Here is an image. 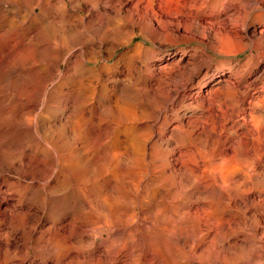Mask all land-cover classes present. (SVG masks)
I'll use <instances>...</instances> for the list:
<instances>
[{
	"label": "rangeland",
	"instance_id": "obj_1",
	"mask_svg": "<svg viewBox=\"0 0 264 264\" xmlns=\"http://www.w3.org/2000/svg\"><path fill=\"white\" fill-rule=\"evenodd\" d=\"M3 1L0 50L15 46L0 62V264L66 259L79 251L80 228L98 224L109 205L126 229L103 226L96 242L101 251L123 246L127 261L134 252L151 254L153 264H264V0ZM36 106L27 112L32 128L16 124ZM127 109L131 116L122 115ZM136 136L148 140L145 150L125 151ZM69 154L79 163L75 175ZM16 158L24 162L14 167ZM210 163L234 187L205 191L207 178L218 176ZM155 208L178 218V234L168 232L172 223H147Z\"/></svg>",
	"mask_w": 264,
	"mask_h": 264
},
{
	"label": "bare ground",
	"instance_id": "obj_2",
	"mask_svg": "<svg viewBox=\"0 0 264 264\" xmlns=\"http://www.w3.org/2000/svg\"><path fill=\"white\" fill-rule=\"evenodd\" d=\"M1 1V0H0ZM6 1V0H5ZM72 1V0H71ZM74 1V0H73ZM150 1V0H149ZM4 1L2 0V3H3ZM76 2H77V6H79V4H80V1L79 0H76ZM86 2V1H85ZM101 2V1H100ZM64 3V2H63ZM138 3V2H137ZM136 2L134 3V5L135 4H137ZM1 4V3H0ZM85 4V3H84ZM101 4V3H100ZM3 5H5V4H3ZM102 5H103V3H102ZM133 5V6H134ZM83 6V5H82ZM91 6V5H90ZM89 6V7H90ZM101 6V5H100ZM85 7H86V5H85ZM135 7V6H134ZM83 8V7H82ZM93 8V7H92ZM92 8H90V9H86V12L85 13H87V12H90L91 10H92ZM95 9V8H94ZM94 9H93V11H94ZM92 11V12H93ZM97 10H95L94 11V13L96 12ZM102 11V10H101ZM90 15V14H89ZM92 16V15H91ZM131 23V22H130ZM50 30V29H49ZM79 31H81V30H79ZM77 32V31H76ZM41 33V32H40ZM49 34H50V32H48ZM80 33V32H79ZM79 33H74V34H79ZM43 34V33H42ZM45 34V33H44ZM73 34V36H75ZM0 35H3V34H0ZM62 35H63V33H62ZM71 35V34H70ZM130 35V34H129ZM7 36V35H6ZM37 36V35H36ZM42 36V35H41ZM40 36V37H41ZM51 36H52V34H51ZM66 36V35H65ZM1 37V36H0ZM46 37H47V35H46ZM59 37H61V36H59ZM76 37V36H75ZM29 38V37H28ZM34 38V37H33ZM69 38V37H68ZM67 38V39H68ZM38 39V38H37ZM77 39H79V38H77ZM51 40V39H50ZM65 40H66V38H65ZM3 41H4V39H3ZM15 41V40H14ZM18 41V40H17ZM64 41V40H63ZM78 41V40H77ZM1 42V41H0ZM6 42V41H5ZM7 42H9V41H7ZM37 42V41H36ZM59 42V41H58ZM65 42V41H64ZM16 43V42H15ZM14 43V44H15ZM20 43V42H19ZM19 43H16V45H19ZM30 43V42H29ZM59 43H61V42H59ZM68 43V42H67ZM1 44H3V43H1ZM12 44V43H11ZM71 44V43H70ZM72 44H73V42H72ZM4 45V44H3ZM6 45H7V43H6ZM5 45V46H6ZM8 45H9V43H8ZM13 45V44H12ZM12 45H10V47L9 48H7V46L5 47V49H2V47H1V50L3 51H1L0 52V62L2 61V59H5V56H7V54H10V53H12L10 50H12L11 48H13L14 46H12ZM61 45V44H60ZM21 46V45H20ZM32 46V45H31ZM75 46V45H74ZM4 48V47H3ZM20 48V47H19ZM28 48V47H27ZM15 49L16 48H14V51H15ZM16 51H18V49L16 50ZM45 51V50H44ZM71 51V50H70ZM22 52V51H21ZM31 52V51H30ZM16 53V52H15ZM20 53V52H19ZM32 53V52H31ZM30 53V54H31ZM40 53V52H39ZM16 55H18V53H16ZM35 55H36V53H35ZM65 55V54H64ZM66 56V55H65ZM69 56V55H68ZM28 57H29V55H28ZM33 57V56H32ZM67 57V56H66ZM20 58V57H19ZM32 59V58H31ZM58 59V58H57ZM7 60H8V58H7ZM14 61V60H13ZM12 61V62H13ZM34 61V60H33ZM37 61V60H36ZM40 61V60H39ZM5 62H7V61H5ZM29 62V61H28ZM38 62V61H37ZM47 62V61H46ZM60 62V61H59ZM9 63V62H8ZM12 64V63H11ZM20 64V63H19ZM174 64V63H173ZM1 66V65H0ZM3 66V65H2ZM7 66V65H6ZM12 66V65H11ZM14 66V65H13ZM67 66V65H66ZM175 66V65H174ZM15 67H16V65H15ZM51 67V66H50ZM9 68V67H8ZM41 68V67H40ZM10 69V68H9ZM15 69V68H14ZM5 70V69H4ZM5 71H7V68H6V70ZM18 71V70H17ZM6 73V72H5ZM8 73V72H7ZM15 74V73H14ZM66 74V73H65ZM71 74V73H70ZM5 75V74H4ZM3 78H5V77H3ZM33 78V77H32ZM222 78V77H221ZM220 78V79H221ZM38 79V78H37ZM36 82H37V80H35ZM222 81H225L224 79L222 80ZM2 83H3V81H2ZM31 83V82H30ZM29 83V84H30ZM28 84V85H29ZM28 85H25V87L27 86V87H29ZM33 85H35V84H33ZM38 85V84H37ZM129 85V84H128ZM40 86V85H39ZM39 86H37V89H38V87ZM24 87V88H25ZM34 87V86H33ZM36 87V86H35ZM128 87V86H127ZM31 88V87H30ZM34 89V88H33ZM31 90V89H30ZM141 90H142V88H141ZM24 91H27V89L26 90H24ZM37 91V90H36ZM148 91V90H147ZM20 92V90L18 91V93ZM138 92V91H137ZM28 93H29V91H28ZM36 93V92H35ZM16 94H17V92H16ZM22 94V93H21ZM21 94H20V96H21ZM31 94H32V92H31ZM31 94H30V96H31ZM125 94V93H124ZM11 95V94H10ZM9 95V96H10ZM13 95V94H12ZM15 95V94H14ZM13 95V96H14ZM33 95V97L35 96L34 95V93L32 94ZM143 95V94H142ZM18 96V95H17ZM20 96H18L19 98H20ZM29 96V97H30ZM124 96V95H123ZM11 97V96H10ZM32 97V96H31ZM36 97V96H35ZM34 97V98H35ZM37 97H39V95L37 96ZM125 97V96H124ZM24 98V97H23ZM26 98V97H25ZM24 98V99H25ZM27 98H28V96H27ZM44 98V97H43ZM147 98V97H146ZM16 100H17V98H15ZM28 99H30V98H28ZM33 99V98H32ZM39 99H41V98H39ZM3 100V99H2ZM31 100V99H30ZM43 100V99H42ZM15 101V100H14ZM18 101V100H17ZM28 101V100H27ZM0 102H1V100H0ZM20 102V101H19ZM81 102V101H80ZM126 103V102H125ZM39 104V103H38ZM129 104V103H128ZM83 105V104H82ZM124 105H126V104H124ZM39 107V106H38ZM120 108H121V106H120ZM124 108V107H123ZM122 108V109H123ZM165 108V107H164ZM25 109V108H24ZM28 109V108H27ZM34 109H36L37 110V106L35 107V108H31V109H29V110H27V111H25L23 114H20L19 116L17 115V117L16 118H18V123H16V124H19V126H24V128L25 129H27L28 127L29 128H32V126H34L33 125V121L31 122V120L29 121V116H28V114H27V112L28 113H30V112H32ZM131 109V108H130ZM130 109H127V110H122L121 112H122V115H124V116H131L132 115V112L130 111ZM133 109V108H132ZM121 110V109H120ZM161 110V109H160ZM7 111V110H6ZM139 111V110H138ZM39 112V111H38ZM37 112V113H38ZM79 112V111H78ZM82 112V111H81ZM101 112V111H100ZM118 112V111H117ZM8 113V112H7ZM12 113V112H11ZM26 113V114H25ZM33 113V112H32ZM35 113V112H34ZM136 113V112H135ZM157 113V112H156ZM159 113H161V112H159ZM158 113V114H159ZM3 114H4V112H3ZM3 114H2V116H3ZM78 114V113H77ZM138 114V113H137ZM12 115V114H11ZM121 115V114H120ZM154 115V114H153ZM1 116V115H0ZM10 116V115H9ZM87 116V115H86ZM156 116V115H155ZM6 117H7V114H6ZM35 117H36V115H35ZM39 117V116H38ZM68 117V116H67ZM84 117V116H83ZM157 117H159V116H157ZM1 118V117H0ZM4 119V118H3ZM9 119H10V117H9ZM121 119H123V118H121ZM156 119V118H155ZM14 120V119H13ZM16 120V119H15ZM2 121V120H1ZM0 121V122H1ZM4 121H6V119H4ZM8 121V120H7ZM40 121V120H39ZM104 121V120H103ZM112 121V120H111ZM129 121V120H128ZM127 121V122H128ZM60 122V121H59ZM110 122V121H109ZM121 122V121H120ZM132 123H133V121H131ZM135 122V121H134ZM2 123V122H1ZM0 123V124H1ZM11 123V122H10ZM38 123V122H37ZM40 123V122H39ZM49 123V122H48ZM137 123V122H136ZM13 124H14V121H13ZM15 124V125H16ZM65 124V123H64ZM82 124V123H81ZM81 124H80V127H78V128H81ZM152 124V123H151ZM14 125V126H15ZM66 125V124H65ZM146 126V125H145ZM151 126V125H150ZM130 127H132V126H130ZM152 127V126H151ZM150 127V128H151ZM174 127V126H173ZM201 127V126H200ZM28 128V129H29ZM147 128V127H146ZM43 129V128H42ZM81 129H83V128H81ZM31 131L33 132V130L31 129ZM83 131V130H82ZM256 131V130H255ZM26 132V131H25ZM24 132V133H25ZM23 133V132H22ZM62 134V133H61ZM78 134V133H77ZM86 134V132H84V135ZM142 134V133H141ZM42 135V134H41ZM40 136V135H39ZM44 136V135H43ZM50 136V135H49ZM58 136V135H57ZM62 136V135H61ZM77 136V135H76ZM80 136V135H79ZM141 136V135H140ZM36 137V136H35ZM46 137V136H45ZM64 137V136H63ZM73 137V136H72ZM78 137V136H77ZM143 136H141V138H142ZM257 137H260V135H257L256 136V138ZM263 137V136H262ZM36 138H38V137H36ZM90 138H91V136H90ZM141 138H139V136H136V137H134V139H133V141L128 145V146H124L125 147V151L126 150H129V148H131L132 150H135V148L136 149H140L141 147L143 148V146L145 145V143L146 142H144V141H146L147 139H145V136H144V138L141 140ZM148 138V137H147ZM72 139V138H71ZM95 140V139H94ZM99 140H100V138H99ZM148 141V140H147ZM255 141V140H254ZM21 142V141H20ZM72 142V141H71ZM81 142V141H80ZM85 142H87V141H85ZM89 142V141H88ZM33 143V142H32ZM73 143V142H72ZM149 143V142H148ZM209 142H207V143H205V144H203L202 143V145H206V144H208ZM212 143H214V142H212ZM77 144V143H76ZM82 144V143H81ZM23 145H25V144H23ZM146 145H148V144H146ZM196 145V144H195ZM197 145H198V143H197ZM200 145V144H199ZM202 145H200L201 147H202ZM212 145H214V144H212ZM26 146V145H25ZM45 146V145H44ZM105 146V145H104ZM46 147V146H45ZM206 147H209V146H205V148ZM217 147V146H216ZM215 147V148H216ZM18 148V147H17ZM127 148V149H126ZM146 148V147H145ZM150 148L152 149V146H150ZM199 148V147H198ZM250 148V147H249ZM48 149V148H47ZM85 149V148H84ZM144 149V148H143ZM207 149V148H206ZM217 149V148H216ZM16 150V149H15ZM19 150V149H18ZM77 150V149H76ZM145 150V149H144ZM204 150V148L203 149H201V152ZM218 150H220V149H217L216 151H218ZM224 150V149H223ZM244 150H245V148H244ZM53 151V150H52ZM81 151V150H80ZM100 151V150H99ZM103 151V150H102ZM187 151H189V152H191L192 151V153H193V151H195V149L194 150H192V149H189V150H187ZM214 152H216L215 150H213ZM213 151H212V153H213ZM257 151V150H256ZM20 152V151H19ZM142 152V151H141ZM20 153H23V151L22 152H20ZM67 152H65V154H66ZM79 153H82V152H79ZM124 153V152H123ZM135 153V152H134ZM146 153H148L147 155L149 156V149H148V152L146 151ZM178 153H181V152H179L178 151ZM192 153H191V155H192ZM204 153V152H203ZM219 153H221V150H220V152ZM256 153V152H255ZM73 154V153H72ZM76 154V153H75ZM82 154H84V153H82ZM122 154V153H121ZM131 154V153H130ZM182 154H183V152H182ZM182 154H179L180 156H182ZM184 154L186 155V154H188V152H184ZM184 154H183V157H186V156H184ZM194 154V153H193ZM206 154V153H205ZM204 154V155H205ZM217 154V153H216ZM245 154H247V151L245 152ZM64 155V154H63ZM116 155L117 154H114V155H111L110 156V158H113L114 160H113V163H114V161H115V158H116ZM144 155V154H143ZM143 155H142V157H143ZM191 155H190V157H191ZM195 155H197L198 156V154H195ZM244 155V154H243ZM242 155V156H243ZM8 156V155H7ZM6 156V157H7ZM19 156H21L20 154L18 155V157ZM76 156V155H75ZM103 156V155H102ZM109 156V155H108ZM152 156V155H151ZM154 156V155H153ZM179 156V157H180ZM187 156H189V154L187 155ZM193 156V155H192ZM206 156H210V153H209V155H208V152H207V155ZM215 157H216V155H214ZM237 156V155H236ZM247 157H248V155H246ZM10 157V156H9ZM24 157V156H23ZM127 157V156H126ZM130 157H131V155H130ZM182 157V158H183ZM189 157V159H191L190 161H192L193 159L192 158H194V157H191L190 158ZM226 157H227V155H226ZM247 157H245V158H247ZM66 158H68V160L66 159V163L68 164V167H67V171H69V173L70 174H72V175H75V172H77V169H79V163H78V161H77V158H75L74 157V155H72V156H70V154H69V157L67 156ZM102 158V157H101ZM109 158V159H110ZM129 158V157H128ZM154 158V157H153ZM157 158V157H156ZM195 158H197V157H195ZM211 159H212V157H210ZM209 158V159H210ZM214 158V157H213ZM229 158V157H228ZM237 158V157H236ZM10 159V158H9ZM40 159V158H39ZM50 159V158H49ZM60 159V158H59ZM84 159V158H83ZM120 159V158H119ZM145 159H149V157H146ZM152 159V157L150 158V160ZM206 159H207V157H206ZM209 159H208V161H209ZM210 159V160H211ZM235 159V158H234ZM242 159H244V158H242ZM8 160V159H7ZM11 160V159H10ZM25 160V159H24ZM27 160V159H26ZM51 160V159H50ZM105 160H106V158H105ZM117 160V159H116ZM121 160H124V159H121ZM134 160V159H133ZM153 160V159H152ZM152 160H151V163H152ZM183 160H185V159H183ZM187 160V159H186ZM198 160H199V158H198ZM198 160L196 161L195 159H194V162H198ZM214 160V159H213ZM222 161H223V159H221ZM228 160V159H227ZM229 160H231V159H229ZM247 160V159H246ZM246 160H245V162H246ZM39 160H37V162H38ZM89 161V160H88ZM93 161V160H92ZM154 161V160H153ZM162 161H165V160H162ZM200 161L201 160H199V163H200ZM212 161V160H211ZM211 161H209V162H211ZM215 161V160H214ZM220 161V160H219ZM247 161H249V160H247ZM8 162V161H7ZM18 162V163H17ZM22 163V162H24L23 161V159L22 158H16L15 160H13V162L12 161H10L9 162V164H11L12 166H16L17 164H19V163ZM27 162V161H26ZM40 163H42L41 162V160L39 161ZM112 162V161H111ZM119 162V161H118ZM123 162V161H122ZM178 162H181L182 163V160L181 161H178ZM188 162V161H187ZM194 162L192 163L193 165H195L194 164ZM228 162H230V161H228ZM236 162V161H235ZM242 161H240V163H241ZM17 163V164H16ZM29 163V162H28ZM94 163V162H93ZM109 163H110V160H109ZM120 163V162H119ZM176 163V162H175ZM180 163V164H181ZM185 163V162H184ZM198 163V164H199ZM217 163H218V161H217ZM221 163V162H220ZM225 164L227 163L226 161L224 162ZM232 164L234 163V162H231ZM230 163V164H231ZM243 163H244V161H243ZM248 163V162H247ZM247 163H246V165H247ZM7 164V163H6ZM26 164V163H25ZM24 164V165H25ZM44 164V163H43ZM84 164V163H83ZM112 164V163H111ZM117 164V163H116ZM150 164V163H149ZM154 163H152V165H153ZM168 164H169V161H168ZM171 164V163H170ZM183 164V163H182ZM187 164V163H186ZM200 164H202V163H200ZM199 164V165H200ZM208 164V163H207ZM242 164V163H241ZM241 164H240V166H238L239 168H242L241 167ZM23 165V166H24ZM35 165H36V163H35ZM47 165V164H46ZM52 165V164H51ZM159 165H161V164H159ZM175 165V164H174ZM197 165V164H196ZM199 165H198V167H199ZM210 165H212L213 167H217L216 168V171H214V169H212L211 171L213 172V173H218V176L220 177V178H216V177H218V176H216V177H214V175H217V174H214V175H211V176H209L208 177V170H206L207 171V176L206 177H208L207 178V180H206V183H205V185H202V186H205L206 188H208V189H206L205 188V191H208V192H210L211 194L212 193H214V192H216V194L217 193H222V189L221 188H223L222 186H223V184H224V186H225V184H229V182H227V183H225V182H223V181H226L224 178V173H223V177H222V174H221V172H220V169L218 168V164H216V163H210L209 165H207V166H210ZM222 165H224L223 163H222ZM227 165V167H229L228 165V163L226 164ZM225 165V166H226ZM246 165H244L243 164V166H245L246 167V170H247V166ZM19 167L21 166V164L20 165H18ZM18 166H17V169H18ZM25 166H27V165H25ZM34 166V165H33ZM58 166V165H57ZM154 166V165H153ZM158 165H156V167H157ZM173 166V165H172ZM184 166H187V165H183V167ZM188 166H190V165H188ZM202 166H204V164H202ZM220 166V165H219ZM42 167V166H41ZM108 167V166H107ZM146 167V166H145ZM155 167V168H156ZM175 167V166H174ZM191 167V166H190ZM194 167H196V166H194ZM198 167H196V168H198ZM211 167V166H210ZM213 167H211V168H213ZM234 167V166H233ZM9 168V167H8ZM45 168V167H44ZM92 168V167H91ZM121 168V167H120ZM167 169H169L168 167H166ZM185 168H187V167H185ZM200 169L202 168V167H199ZM197 169V171L198 170H200V169ZM210 168V169H211ZM236 168V167H235ZM244 168V167H243ZM242 168V169H243ZM12 169V168H11ZM22 169V168H21ZM37 169V168H36ZM86 169V168H85ZM97 169V168H96ZM99 169V168H98ZM166 169V170H167ZM195 169V168H194ZM193 169V170H194ZM223 169H224V167H223ZM237 169V168H236ZM42 170V169H41ZM63 170V169H62ZM118 170V169H117ZM189 170V169H188ZM239 170V169H238ZM241 170V169H240ZM239 170V171H240ZM244 170H245V168H244ZM244 170H241L242 172L244 171ZM22 171V170H21ZM35 171H37V170H35ZM98 171V170H97ZM121 171V170H120ZM173 171V170H172ZM186 171V170H185ZM196 171V172H197ZM201 171V170H200ZM226 170H224V172H225ZM16 172V171H15ZM39 172V171H38ZM53 172V171H52ZM63 172V171H62ZM191 172H192V170H191ZM195 172V171H194ZM199 172V171H198ZM222 172H223V170H222ZM227 172V171H226ZM238 172V171H237ZM248 172V171H247ZM17 173V172H16ZM34 173V172H33ZM133 173V172H132ZM37 174V173H36ZM55 174H57L58 175V173H55ZM160 174V173H159ZM183 174V173H182ZM197 174H200V173H197ZM205 174V175H206ZM227 174V173H226ZM235 174V173H234ZM233 174V175H234ZM241 174V173H240ZM129 175V174H128ZM127 175V176H128ZM132 175H134V174H132ZM161 175V174H160ZM31 176V175H30ZM34 176H38V175H35V173H34ZM79 176V175H78ZM104 176V175H103ZM130 176V175H129ZM203 176V175H202ZM114 177H116V176H114ZM134 177V176H133ZM165 177H166V175H165ZM187 177V176H186ZM198 177H200V176H198ZM197 177V180H198V182H201V180L203 181V178L202 179H200V178H198ZM206 177L204 178V179H206ZM233 177V176H232ZM35 178V177H34ZM37 178V177H36ZM35 178V179H36ZM40 178V177H39ZM42 178V177H41ZM57 178V177H56ZM70 178V177H69ZM48 179V178H47ZM58 179V178H57ZM66 179V178H65ZM164 179V178H163ZM199 179H200V181H199ZM60 180V179H59ZM139 180V179H138ZM162 180V179H161ZM196 180V181H197ZM217 180V181H216ZM220 180V183L218 182ZM230 180V179H229ZM43 181V180H42ZM232 181V180H231ZM172 182V181H171ZM205 182V181H204ZM218 182V183H217ZM222 182H223V184H222ZM233 182V181H232ZM231 182V187H234V186H232L233 185V183H235V182H233L232 183ZM242 182H245L244 180L242 181ZM167 183H168V180H167ZM170 183V182H169ZM168 183V184H169ZM202 183V182H201ZM121 184V183H120ZM119 184V185H120ZM166 184V183H165ZM171 184H173V183H171ZM171 184H169V186L171 187V186H173V185H171ZM198 184H200V183H198ZM204 184V183H203ZM227 184V185H228ZM241 184V183H240ZM177 185V184H176ZM222 185V186H221ZM230 185V184H229ZM228 185V186H229ZM195 186V185H194ZM199 186V185H198ZM201 186V185H200ZM221 186V187H220ZM228 186H225V187H227L228 188ZM5 187H6V185H5ZM164 187V186H163ZM230 186H229V188H231ZM239 187V186H238ZM243 187V186H242ZM122 188V187H121ZM130 188V187H129ZM144 188V187H143ZM172 188V187H171ZM170 188V194H173L172 193V189ZM176 188V187H175ZM203 188V190H204V187H202ZM237 188V187H236ZM240 188V187H239ZM6 189V188H5ZM134 189V188H133ZM141 189V188H140ZM181 189V188H180ZM183 189V188H182ZM197 189V188H196ZM224 189V188H223ZM198 190V189H197ZM232 190V189H231ZM243 190H244V187H243ZM4 191V190H3ZM144 191V190H143ZM147 191V190H146ZM1 192V191H0ZM82 192V191H81ZM101 192V191H100ZM140 192V191H139ZM150 192V191H149ZM166 192L167 191H165V194L164 195H168L169 193H167L166 194ZM176 192V191H175ZM174 192V193H175ZM202 192V191H201ZM201 192L199 193V194H201ZM5 193V192H4ZM148 193V192H147ZM224 193V192H223ZM242 193H245L246 194V192H242ZM181 194H182V192H181ZM202 194H203V192H202ZM4 195V194H3ZM175 195V194H174ZM174 195H172V196H174ZM146 196V195H145ZM161 196V195H160ZM159 196V197H160ZM201 196V195H200ZM215 196V195H214ZM221 196V195H220ZM224 196V195H223ZM235 196V195H234ZM6 196H4V198H5ZM60 197V196H59ZM78 197V196H77ZM117 197H118V195H117ZM149 197V196H148ZM176 197H177V199H176ZM204 197V196H203ZM116 198V197H115ZM132 198V197H131ZM172 198V197H171ZM220 198V197H219ZM243 198V197H242ZM149 199V198H148ZM160 199V198H159ZM163 199H164V197H163ZM173 199H174V197H173ZM221 199V198H220ZM224 199V198H223ZM228 199H229V197L227 198V201H228ZM241 199V198H240ZM84 200V199H83ZM111 200H112V198H111ZM175 201L176 200H178V195L177 196H175V199H174ZM160 201V200H159ZM168 201H169V199H168ZM168 201H166V202H168ZM154 202V201H153ZM177 202V201H176ZM175 202V203H176ZM91 203V202H90ZM98 204V203H97ZM102 204V203H101ZM148 204V203H147ZM164 204V206H165V204L166 203H163ZM169 204V202L166 204V206L165 207H167V205ZM171 204H173V203H171ZM171 204H169L168 206L170 207V205ZM152 205V204H151ZM158 205V204H157ZM156 205V207H159V206H157ZM213 205V204H212ZM229 205V204H228ZM105 206V205H104ZM149 206V205H148ZM174 206V204L172 205V207ZM88 207V206H87ZM98 207H100V206H98ZM119 207V206H118ZM161 207V209L163 208L162 206H160ZM207 207V206H206ZM90 208V207H89ZM107 208V212H104L105 214H102V216H101V219L99 220V223L98 224H95V225H93V226H91V228H88V229H90L89 231H85L84 229L82 230L81 228H80V230L78 231V238H77V242H74L75 243V245H77L76 247H80L79 248V251H77V253H75V254H73V255H68L69 253H67V258L66 259H63V258H59V259H56L57 260V262L55 263V264H153L154 263V257H152L151 256V254L150 255H148V254H144V253H135L134 254V252H133V254H132V252H131V254H130V260L129 261H127V259L125 260V259H122L121 257H119V255H120V252H121V249L123 248V246H119V245H116V244H111L110 243V246H115V249L114 250H108V251H101V250H99V247L101 246V245H103L104 243L103 242H105L104 240H103V244H97L98 242H96V236H98L99 235V229L101 228V227H105V226H108L109 228H110V230H112V233H114V234H121V232H122V229L120 228V224H122L121 222H119L117 219H116V217H114L113 218V215H115V214H113V213H111V206L109 205V206H107L106 207ZM203 208V207H202ZM95 209V208H94ZM100 209V208H99ZM98 209V210H99ZM161 209H158V208H155L154 209V211L151 213V215L152 216H150V218H148V219H146V218H143L144 219V221H145V219H146V221H147V223H149L150 225H153V224H155V222L156 221H158L159 223H160V225H161V222L163 223V225L167 222L168 224L169 223H172V225L170 226V224H169V226H170V228H168V232L171 234V235H173V233H176V232H178L177 230V226H176V223L179 221L178 220V218L175 220L174 218H172L171 216H169L168 214H166L165 212H164V214L162 213V210ZM166 209V208H165ZM169 209H171V208H169ZM178 209V208H177ZM92 210V209H91ZM90 210V211H91ZM218 210V209H217ZM104 211H106V210H104ZM130 211V210H129ZM140 211H142V210H140ZM152 211V210H151ZM171 211H172V209H171ZM194 211V210H193ZM199 211V210H198ZM209 211V210H208ZM123 212H125V211H123ZM127 212V211H126ZM179 212V211H178ZM195 212V211H194ZM98 213H99V211H98ZM131 213V212H130ZM196 213V212H195ZM209 213V212H208ZM174 214V213H173ZM172 214V215H173ZM183 214V213H182ZM193 214V213H192ZM200 214V213H199ZM201 214H203V213H201ZM222 214V213H221ZM81 215V214H80ZM125 215H127L126 213H125ZM188 215V214H187ZM96 215H94V217H95ZM116 216V215H115ZM120 216V215H119ZM132 216V215H131ZM130 216V217H131ZM142 216V215H141ZM122 217H123V215H122ZM128 217H129V214H128ZM182 217V216H181ZM223 217V216H222ZM121 218V217H120ZM124 218H126V217H123V219ZM187 218V217H186ZM204 218V217H203ZM224 218V217H223ZM222 218V219H223ZM76 219H78V218H76ZM80 219V218H79ZM83 219V218H82ZM153 219V220H152ZM179 219H181L180 217H179ZM73 220V219H72ZM71 220V221H72ZM125 220V219H124ZM186 220V219H185ZM190 220V219H189ZM202 220V219H201ZM130 221V220H129ZM143 221V220H142ZM143 221V222H144ZM155 221V222H154ZM181 221V220H180ZM206 221V220H205ZM224 221V220H223ZM125 222V221H124ZM154 222V223H153ZM184 222V221H183ZM215 222V221H214ZM126 223V222H125ZM138 223V222H137ZM146 223V224H147ZM159 223H157V224H159ZM143 224H145V223H143ZM148 224V225H149ZM179 224H180V222H179ZM179 224H178V226H179ZM57 225V224H56ZM130 225V224H129ZM185 225V224H184ZM188 225V224H187ZM54 226V225H53ZM119 226V227H118ZM125 226H126V224H125ZM124 226V227H125ZM130 226H132V225H130ZM154 226V225H153ZM168 226V225H167ZM176 226V227H175ZM208 226V225H207ZM65 227V226H64ZM121 227H123V225L121 226ZM128 227V226H127ZM148 227H151V226H148ZM198 227V226H197ZM69 228V227H68ZM85 228V227H84ZM105 228H107V227H105ZM129 228V227H128ZM132 228L134 229L135 227H133L132 226ZM181 228V227H180ZM183 228H186L185 226L183 227ZM182 228V229H183ZM57 229V228H56ZM124 229H126V227L124 228ZM123 229V230H124ZM136 229V228H135ZM161 229H163V228H161ZM174 229H177L176 230V232H174ZM197 229V228H196ZM129 230V229H128ZM180 230V229H179ZM101 231V230H100ZM126 231V230H125ZM133 231V230H132ZM135 231V230H134ZM182 230H180V232H181ZM102 232V231H101ZM128 232V231H127ZM136 232V231H135ZM164 232H167V230L166 231H164ZM167 232V233H168ZM124 233V232H123ZM131 231H130V235H131ZM134 233V232H133ZM185 233V232H184ZM189 233V232H188ZM43 234V233H42ZM42 234H41V236H42ZM74 234V233H73ZM76 234V233H75ZM101 234V233H100ZM135 234H137V233H135ZM176 234H178V233H176ZM37 235V234H36ZM55 235V234H54ZM129 235V234H128ZM127 235V236H128ZM179 235H181V234H179ZM40 236V237H41ZM75 236V235H74ZM188 236V235H187ZM189 236H190V234H189ZM43 237V236H42ZM141 237V236H140ZM172 237V236H171ZM37 238H39V237H37ZM50 238V237H49ZM122 238V237H121ZM63 239V238H62ZM139 239V238H138ZM175 239H177V238H175ZM184 239V238H183ZM75 240V239H74ZM127 240V239H126ZM125 240V241H126ZM129 240V239H128ZM131 240V239H130ZM171 240H172V238H171ZM194 240V239H193ZM65 241V240H64ZM124 241V240H123ZM195 241V240H194ZM44 242V241H43ZM121 242H122V240H121ZM126 242H128V241H126ZM131 242V241H130ZM140 242H143V241H140ZM180 242V241H179ZM65 243H66V241H65ZM67 243H68V241H67ZM123 243V242H122ZM187 243V242H186ZM196 243V242H195ZM197 243H198V241H197ZM126 244V243H125ZM124 244V245H125ZM129 244V243H128ZM128 244H126V246L128 245ZM130 244H132V243H130ZM134 244V243H133ZM132 244V245H133ZM66 245V244H65ZM100 245V246H99ZM105 245V244H104ZM123 245V244H122ZM132 245H128V249L129 248H131L132 247ZM174 245V244H173ZM189 245V244H188ZM217 245V244H216ZM215 245V246H216ZM259 245V244H258ZM131 246V247H130ZM194 247V246H193ZM196 247V246H195ZM201 247V246H200ZM205 247V246H204ZM208 247V246H207ZM207 247H206V249H207ZM48 248V247H47ZM73 248V247H72ZM101 248H103V247H101ZM133 248V247H132ZM135 248V247H134ZM218 248V247H217ZM60 249V248H59ZM64 249H67V247L66 248H64ZM143 249V248H142ZM200 249V248H199ZM241 249H242V247H241ZM53 250H55V248L53 247ZM204 251H205V248L203 249ZM51 251V250H50ZM128 251H130V249L128 250ZM134 251L136 252V251H138L137 249H134ZM192 251V250H191ZM53 252V251H52ZM56 252V251H55ZM139 252V251H138ZM142 252V251H141ZM149 252V250L147 251V253ZM73 253V252H72ZM123 253V252H122ZM195 253V252H194ZM211 253V252H210ZM53 254V253H52ZM125 254H126V252H125ZM201 254V253H200ZM204 254V253H203ZM213 254V253H212ZM122 255V254H121ZM176 255V254H175ZM217 255V254H216ZM223 255V254H222ZM233 255V254H232ZM62 257V255H59V257ZM156 256V255H155ZM178 256V255H177ZM180 256V255H179ZM204 256V255H203ZM203 256H201V257H203ZM205 256H206V254H205ZM211 256V255H210ZM213 256V255H212ZM211 256V257H212ZM221 256V255H220ZM219 256V257H220ZM224 256V255H223ZM245 256V255H244ZM176 257V256H175ZM196 257V256H195ZM208 257V256H207ZM206 257V258H207ZM215 257H217V256H215ZM252 257V256H251ZM183 258H185V257H183ZM205 258V257H204ZM223 258V257H222ZM232 258V257H231ZM244 258V257H243ZM156 259V258H155ZM196 259H198V258H196ZM199 259L201 260L202 258H200L199 257ZM209 259V258H208ZM212 258H210V260H211ZM233 259V258H232ZM247 259H248V257H247ZM192 260V259H191ZM203 260V259H202ZM201 260V261H202ZM210 260H208L209 262H210ZM213 260V259H212ZM211 260V261H212ZM253 260V259H252ZM159 261V260H158ZM158 261H156V262H158ZM193 261V260H192ZM191 261V262H192ZM205 261V260H204ZM214 261V260H213ZM237 261V260H236ZM257 261V260H256ZM53 262V261H52ZM189 262V261H188ZM199 262V261H198ZM250 262V261H249ZM160 263V262H159ZM162 263V262H161ZM196 263H197V261H196ZM213 263V262H212ZM238 263V262H237ZM240 263V262H239ZM248 263V262H247ZM246 263V264H247ZM256 263H258V262H256ZM255 263V264H256ZM199 264H208L207 262L205 263V262H203V263H200L199 262ZM214 264H226V262L224 261V260H222V259H215V261H214ZM259 264V263H258Z\"/></svg>",
	"mask_w": 264,
	"mask_h": 264
}]
</instances>
